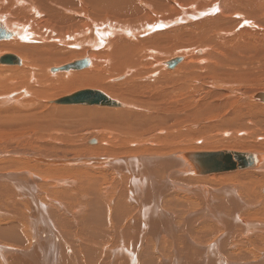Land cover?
Instances as JSON below:
<instances>
[{"label":"rangeland","instance_id":"rangeland-1","mask_svg":"<svg viewBox=\"0 0 264 264\" xmlns=\"http://www.w3.org/2000/svg\"><path fill=\"white\" fill-rule=\"evenodd\" d=\"M234 6L240 7L237 12L230 10L231 15L238 14L236 21L227 14L225 23H200L212 19L213 15L205 14L197 21L194 19L195 23L178 26H187L189 30H177L178 34L184 32L188 36L160 48L146 39L167 29H154L155 32L142 38L143 46L136 50V59L141 64L129 63L123 69L107 71L103 85L77 87L76 91L89 88L102 91L108 88V83L118 84L121 89L118 98L126 108L104 111L135 115L136 122L145 126L142 131L109 123L89 124L84 115L67 114L63 111L66 106L46 102L54 93L39 94L44 88L36 82L33 86L29 83L35 92L31 90L26 98L21 97L24 94L20 90L9 98L3 94L4 101H0L3 119L0 120V228L5 229V235L0 238V246L5 249L3 254L0 252V264H130L125 255L117 257L114 253L121 244L128 253L141 250L137 264H224L223 258L229 264H264V217L255 215L264 212V199H261L264 198V167L202 177L182 170V160L174 158L176 154L197 151L264 153V103L250 99L264 92V8L259 10L256 3L248 5L244 1ZM68 15L79 21L68 30L70 36H64V41L54 50H44L36 58L50 77L55 76L52 68L71 63V58L93 60L97 52L111 54V50H94L86 44L84 50L89 56L79 54L82 49L73 46L74 40L68 37L83 33L81 27L88 17L80 13ZM243 19L249 23H243ZM191 48L207 50L205 55L196 54L204 55L205 66L196 64L200 67L198 70L186 67L185 72H179L178 66L174 70L161 68L162 62L182 57ZM154 50L158 51L157 56ZM56 51L60 52L59 56L48 59L46 54ZM131 66L146 73L156 72L158 76L167 73L164 79L171 77L172 81L187 78V86L183 91L169 92L160 104L145 101L137 104L123 95L130 86L131 73L123 82H113L127 74ZM192 69L195 70L192 72ZM5 73L0 76L10 84L11 73L4 76ZM68 95L64 92L53 99ZM127 101L132 106L126 105ZM185 101L187 106L182 108ZM162 139L167 142L163 143ZM91 140L99 143L89 144ZM244 178L254 181L256 194L248 191L251 186L240 184ZM135 182L142 189V197L136 196L137 201L131 200L134 197L129 192V185ZM195 187H206L212 203L205 205ZM230 188L237 193L223 196L222 190ZM94 201H104L106 219L101 218L106 222L104 227L100 221V224L92 223ZM117 202L125 207L120 213H116ZM138 204L148 222L142 247H138L142 221ZM224 205L231 206L227 207L229 212H223ZM199 211L205 214L200 219ZM241 218L251 227L240 223ZM164 228L171 229V237H165L166 241ZM100 234L103 239L97 241L95 235ZM208 247L210 251L206 252ZM209 254L210 259H206ZM216 257L220 263L214 261Z\"/></svg>","mask_w":264,"mask_h":264},{"label":"bare ground","instance_id":"bare-ground-1","mask_svg":"<svg viewBox=\"0 0 264 264\" xmlns=\"http://www.w3.org/2000/svg\"><path fill=\"white\" fill-rule=\"evenodd\" d=\"M238 1L239 2L244 1L245 4H248V5L251 2L256 3V7H258L259 10H262L264 8V0H0V22L4 21L3 23L6 27V29L10 33H12V35L9 39L0 40L1 41L0 42V58L4 55H15L21 60L20 65L0 64V73L6 72L4 76H7L6 75V74H8L7 72H10L11 73L10 76H12L11 81H9L10 77H8V79H9L8 81L10 82V84L7 82V79L6 80L4 79L5 77L3 78L0 76V98H1L0 101L1 100L4 101L3 94H7L6 98H9L11 96L10 94H13L16 90L22 91L24 96L21 95V97L26 98V96H29L32 91L35 92L34 87H32V86H33V83L36 82V84H42V87L44 88L42 90V92H39V94H41V93L43 94V92L44 93H52V94L54 93V95L49 96V98L46 99V102L49 101L50 105H57V104L53 103V101H54L53 98H55V96H58L59 94H62L65 92V93H68L71 95V93L76 91L77 87L79 85H82V84L83 85H88V84L103 85L104 84L103 81L105 80V76H106L107 71H110V70L116 71V70L123 69L129 63H131L133 66L136 64H141L142 62L140 60L136 59V56H137L136 50L141 49V47L143 46L142 38L149 35V33L151 31H153L154 29L155 30L167 29L166 32H164V33L160 32L159 34L153 35V36L149 37L148 39H146V40H150L151 44L155 45L154 47L160 48L161 46L167 45L172 40L175 41L179 38H182V36L183 37L188 36V35L184 34V32H183V35L178 34L179 30H177V29H180V30L183 29V31H184V28H186V30H189L188 27L182 26L183 28H179L178 26L183 25L185 22H188V23L194 22L195 23V21H197V19L204 16L205 14L211 15V16L213 15V17L210 16L212 19L206 21V23L200 19L201 21H203L200 23H204V24H207V22H209V23L212 22L213 24L219 23V22L225 23L227 21V19L224 16H226L227 14L231 15L230 10L232 12L239 11L241 5L238 9L234 6V4H236ZM68 13H78V14L80 13V14H85L88 17L87 22L83 23V25L81 27L82 29H84V32L81 34L77 32V33L73 34L72 37H68V38H72L74 40L73 46H75L77 48L80 47V49H82L79 54L84 53V56H89L88 53L84 50L85 44L94 50L95 49L97 50L98 48L101 50H104V49L111 50V54L106 55L104 53L97 52V54L93 55V60L91 59V57L90 58L85 57L90 62L88 67L91 66V68L86 69V70H84L85 68L80 69V70H84V71H81L79 73H76V72H78L80 70L60 71L57 73H53L52 72L53 68H52L51 72L55 75V76H52L53 77L52 78V77H50L49 74H47V71L42 70V68L38 65L36 58L38 55H40V54L42 55L44 50H50V49L54 50L55 49L54 47L57 46L58 43H62L64 41V36H66V35L70 36L68 30L70 29V27H72L74 24H77L79 21H77L76 18L69 16ZM237 15L238 14H236V13L231 15L233 17L234 21L237 20V18H236ZM194 19H196V20L194 21ZM242 22L248 24L249 20L243 19ZM196 25L197 24H195L194 26L196 27ZM210 25H209V27H210ZM205 26H208V25H205ZM202 28H204V26ZM153 32H155V31H153ZM83 39H84V41H83ZM4 40H7V42H2ZM8 40H10V41H8ZM187 51H188V49H187ZM189 51H191V52H189L187 54H183L182 57H177V58H182V62L184 61L183 63L181 62L182 64L180 63V65H178V67H177L179 72H180V70L183 71L184 68L186 69V67H189L190 69L193 67L195 69H197V68L199 69L200 67H198L197 65L198 64L201 65V63H203L202 66H205V63H206L205 60L206 59L203 58V56L205 55L204 53H206L207 50H205V49L196 50V48H191V49H189ZM154 53H155L154 54L155 56L158 55V51L154 50ZM58 54H60V52L56 51L53 54H46V56L48 57V59H51L52 57H58L59 56ZM196 54L197 55L204 54V55L197 56ZM20 56L22 57L23 61L20 58ZM51 60H49V61H51ZM71 60H72L71 63L65 64L63 66L72 64L76 61L85 60V59L83 57H75V58H71ZM165 62H167V61H165ZM165 62L161 63V65H160L161 68H164V66L167 68ZM7 66H10V67H7ZM133 66H131V68L129 69L130 71H128L127 74L118 77V79L116 78L115 81L113 80V82H117V81L120 82L122 80L124 81L128 77H130L129 74L131 73L130 86L127 89H125V92H123V95L125 97H127L128 99H131L133 102H135L137 104H140L142 101H145L146 103H159L161 100L166 99L169 92H171V91H183V90H185V88L187 86L186 85L187 84L186 83L187 78H184L182 80H175V81L173 80L172 81V79H170L171 78L170 76H169L170 78L164 79L165 76L169 75L167 73H164L162 76H158V73H156V72L152 73L149 71V73H146L143 70L135 69ZM88 67H86V68H88ZM38 69H40L39 72H37ZM195 69H192V72ZM133 70H138V71L132 72ZM187 70L188 69H186L185 71H187ZM185 71H183V72H185ZM190 71L191 70H189V72ZM187 74H188V72H187ZM41 76L43 77V79H40ZM188 76H186V77H188ZM4 80H5V83H4ZM12 81H14V83ZM29 83H31L32 86H30ZM45 86H47V87L45 88ZM107 87L108 88H105V90H102V91L98 90V89H92V88H89V89L98 90L101 92L104 91L103 93L106 94L108 97H110V99L112 101L117 103L118 106H108V105L107 106H102V105H85V106H82V105H57V106H66V109H63V111H65L67 114H77V115L86 116L89 124L100 123V125H101L102 123H107V124L109 123L112 125L116 124L118 126L119 125L120 126H127L129 128V129L127 128L128 130L132 129V130H135L136 132L142 131V129H144L145 126H144V124H142L140 122H136V116L135 115L127 113L126 111H124V113H122L121 115H116L117 113H106L107 111H104V110H107L106 108H109V109H125L126 108V106L123 103H121L123 101L120 98H118V96H119L118 94H120V92H121L120 86L118 84L112 85V84L108 83ZM82 90H86V89H82ZM48 91H50V92H48ZM79 91H81V90H79ZM76 92H78V91H76ZM15 93H17V92H15ZM258 93H264V92H258ZM63 97H65V96H63ZM252 97L250 99L253 102H255V103L259 102L255 99H252ZM22 103H24V101ZM186 103H187V101L182 102V108H185L187 106ZM259 103H261V102H259ZM125 104L128 106H132L131 105L132 103H130L128 101ZM68 106H71V107H68ZM98 107H100V108H98ZM101 108H104V109H101ZM13 117H15V116H13ZM1 119L2 118H0V120ZM8 122L10 123V120ZM121 131H122V129H121ZM226 135H228V134H226ZM168 139L169 138L167 137V141L170 140V139L169 140ZM162 140H163L162 141L163 143L167 142V141L164 142L165 139H162ZM94 141H95V144L99 143L98 140H94ZM104 144L108 145L107 142H105ZM165 146H164V148L167 147V146L166 147ZM162 151H163V149H162ZM231 151H235V150H231ZM197 152H208V151H197ZM236 152L254 153L259 157L260 161H259V164L257 165V167L254 169H248L246 171L260 170L264 167V153L246 152V151H236ZM188 153H192V152H185V153L176 154V155H174V158L181 159L182 161L185 162L187 167L181 161V163L183 164L182 170L185 169L190 174L197 175V174H195L194 168H193L192 164L190 163V160L185 155ZM138 161H140V160H138ZM142 162L143 161H141V163ZM145 164H147V163H145ZM181 168H182V165H181ZM181 168H179V169L181 170ZM179 169H178V171H179ZM230 173H234V172H230ZM55 174H56V172L54 173V175ZM186 174H188V173H186ZM212 176H215V175H212ZM202 177H205V176H202ZM240 184L246 185L248 187L251 186L249 188L250 190H248V191H251L252 193L256 192V191H254L255 185H254L253 180H251L249 178H244V179L240 180ZM90 185H91V183H90ZM129 187H130L129 192L132 193V196L134 197V198L131 197V200L137 199L136 196H138V197L141 196V194H142L141 190L142 189L139 186V183L135 182L132 185L130 184ZM196 189L198 192L197 194H199L200 196L203 197V201H204L205 205L208 202L212 203L210 191L206 187H202V188L197 187ZM91 190H93V189H91ZM88 192H90V191H88ZM228 193L233 195V194H236L237 191H236V193H234V190L233 189L231 190V188L228 190H225V189L222 190L223 196L226 197V195H229ZM240 193H243V191ZM149 194H151V193H149ZM219 194L221 195V192ZM219 194L217 193V195H219ZM97 195H95V196H97ZM254 197H255V195H254ZM149 198H150V196H149ZM229 198H230V196H229ZM261 199H264V198H261ZM180 200H182V199H180ZM135 201H137V200H135ZM224 201H223V203H224ZM103 202L101 203L99 201H94V203H91L92 204V206H91L92 210L91 211H92V217H93L92 223H95V224L99 223L100 224V222H101V225H103V227H104L106 222L101 220V218L106 219V212L104 209L105 205L102 206ZM168 202H170V201H168ZM186 202H189V201H186ZM105 203L107 204V202H105ZM117 203H119V202H117ZM121 203L117 204L116 213H120V212H122V209H125L123 203L122 204ZM126 203L124 202V204H126ZM182 203H184V202H182ZM230 203H231V201H230ZM139 204H138V206L140 209V214H141L140 217L142 218V221H141V225L139 226L141 236L139 235L140 244L138 245V247H142L141 241L143 240L144 236L147 233V223L148 222L145 221V219H146L145 215H143V217H142V206ZM187 204H189V203H187ZM196 204L197 203L195 202V205ZM219 205H221V204H219ZM225 205H224V207H221L222 210H224L223 212H225V211L229 212L227 210V207H229V205L228 206H225ZM125 206H127V205H125ZM157 206H158V204H157ZM263 207H264V205H263ZM203 208H205V207H203ZM108 210L110 211V209H108ZM230 211H232V210H230ZM136 212H138V211H136ZM204 212H202V213L204 214ZM116 213H115V217H117ZM202 213H201V211H199V214H200L199 219H200ZM213 213L215 214V212H213ZM199 214L197 213V215H199ZM237 214H236V216H237ZM258 214L261 215L262 217H264V212L256 213L255 215L259 216ZM216 216H218V215H216ZM223 219L221 220V222L223 221ZM232 220L233 219H231V221ZM209 221H211V220H209ZM219 221H220V219H219ZM240 223H242L246 227H251V225L244 218L240 219ZM131 225L137 226L136 223H133ZM223 226H224V224H223ZM36 228H38V227H36ZM4 230L5 229L0 228V238H2L5 235ZM164 230H165V228H164ZM126 231L128 233H130L129 230H126ZM165 232L167 235L164 236L163 238L166 241L167 236L171 237V229H168V231L165 230ZM201 234H202V236H204L203 235L204 233H201ZM244 234H250V232H244ZM11 235H13V236H11V239H13L12 237H14V234L12 232H11ZM21 237H22V235H21ZM102 237L103 236L101 234L97 235V236L95 235V238L97 241H102V239H103ZM5 238H3L2 240L5 241ZM11 239L9 238V240H11ZM207 240L208 239H206V241ZM4 245H6V244H4ZM213 245H212V247H214ZM4 247H6V246H4ZM209 247L206 248V252L210 251ZM7 248H6L7 252L9 251L8 249H12L10 247L8 249ZM253 248H255V247H253ZM4 249L5 248H3V246H0V252H2ZM19 250H17V251H19ZM140 251L141 250L138 248V250H136L135 253H128V251L125 249L124 245L121 244V247H119L116 251H114V253L117 257L120 256L121 254L125 255V259H128L130 261V264H132V261H135V264H137ZM153 251H155V246L153 247ZM2 254H3V252H2ZM193 256H196V255L193 254ZM1 257H3V256H1ZM207 258L210 259V254L208 257H206V259ZM121 259H123V258H121ZM223 260L225 261L224 264H229V262L226 261L224 258H223ZM2 261H4V260H2ZM214 261H216L217 263L221 262V261H219V259H217V257H216V259H214ZM199 263H201V262H199ZM204 264H206V263H204Z\"/></svg>","mask_w":264,"mask_h":264},{"label":"water","instance_id":"water-1","mask_svg":"<svg viewBox=\"0 0 264 264\" xmlns=\"http://www.w3.org/2000/svg\"><path fill=\"white\" fill-rule=\"evenodd\" d=\"M10 33L3 22H0V40L9 39ZM182 62V58H174L165 62L168 69H174ZM0 64L20 65L21 60L15 55H4L0 58ZM90 62L85 60L76 61L72 64L53 68L52 72L80 70L88 67ZM261 103H264V93H257L252 97ZM57 105H102V106H118L110 97L98 90L86 89L75 92L69 96H65L54 100ZM90 144H95L92 140ZM190 160L195 174L200 176L219 175L224 173L254 169L259 164V157L254 153H243L236 151H212V152H192L185 154Z\"/></svg>","mask_w":264,"mask_h":264}]
</instances>
